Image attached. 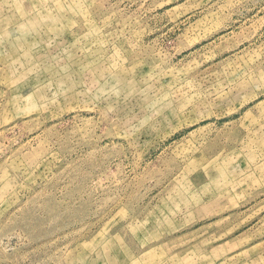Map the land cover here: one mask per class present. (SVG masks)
<instances>
[{"label": "rangeland", "instance_id": "1", "mask_svg": "<svg viewBox=\"0 0 264 264\" xmlns=\"http://www.w3.org/2000/svg\"><path fill=\"white\" fill-rule=\"evenodd\" d=\"M0 264H264V0H0Z\"/></svg>", "mask_w": 264, "mask_h": 264}]
</instances>
